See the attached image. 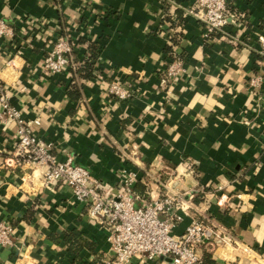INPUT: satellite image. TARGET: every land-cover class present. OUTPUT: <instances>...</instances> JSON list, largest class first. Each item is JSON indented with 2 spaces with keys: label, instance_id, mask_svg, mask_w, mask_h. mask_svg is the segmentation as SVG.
<instances>
[{
  "label": "crops",
  "instance_id": "1",
  "mask_svg": "<svg viewBox=\"0 0 264 264\" xmlns=\"http://www.w3.org/2000/svg\"><path fill=\"white\" fill-rule=\"evenodd\" d=\"M226 1L246 14L224 28L235 43L202 38L201 23L185 13L194 0H0L12 29L0 39V82L19 119L39 121L32 130L57 161L70 158L113 188L120 171L133 173L135 206L179 197L174 235L194 218L223 229L227 242L200 248L206 264H264V0ZM177 14L172 28L165 19ZM176 33L183 69L166 87L165 47ZM58 37L74 44L76 68L94 51L97 74L47 72L42 59ZM111 82L133 85L132 97L112 98ZM16 125L0 119V221L11 226L0 264H105L106 232L67 186L43 184V170L29 163L4 165ZM69 231L86 245L70 251L62 241Z\"/></svg>",
  "mask_w": 264,
  "mask_h": 264
},
{
  "label": "built area",
  "instance_id": "2",
  "mask_svg": "<svg viewBox=\"0 0 264 264\" xmlns=\"http://www.w3.org/2000/svg\"><path fill=\"white\" fill-rule=\"evenodd\" d=\"M185 13L201 23L204 40L218 33L235 43L224 28L246 20V14L230 10L226 0H194ZM11 35L12 29L0 18V39ZM257 40L264 49V38L258 36ZM73 49L74 44L69 39H54L42 59L43 68L51 74L65 70L73 72L76 68ZM169 57L161 75L166 87L174 83L183 69L181 58L175 54ZM5 65L10 66L11 59ZM260 82V77H256L251 80V86L257 87ZM132 87L127 83L111 82L107 85V93L114 99L128 100L134 91ZM4 118L17 123L13 150L4 165L17 169L29 163L43 170V184L67 186L74 200L84 205L86 217L106 232L110 257L105 264H128L133 258L153 260L164 257L169 258L170 264H206L200 254L201 246L211 244L214 239L228 241L229 236L223 229L215 231L206 220L198 218H194L181 234L174 235L172 230L179 218L172 208H181V199L165 195L135 206L133 173L120 171L113 188L93 178L86 168L73 164L70 158L57 161L51 143L38 139L32 130L39 121L23 123L19 113L9 105L6 90L0 82V119ZM10 232V224L0 221V247L11 245Z\"/></svg>",
  "mask_w": 264,
  "mask_h": 264
},
{
  "label": "trees",
  "instance_id": "3",
  "mask_svg": "<svg viewBox=\"0 0 264 264\" xmlns=\"http://www.w3.org/2000/svg\"><path fill=\"white\" fill-rule=\"evenodd\" d=\"M230 10L231 7L228 6ZM179 14L180 12L177 11ZM165 21H167L170 25V27H175L178 23H181L179 15L177 14L174 18H166ZM177 21V22H176ZM220 34L214 33L210 36V39L215 38V36H218ZM178 36L179 33H176V35H173L172 37H169L168 44H166L165 52L169 54V56H172V54H175L178 58H181L180 55L173 49L171 45L176 47L178 42ZM94 50V49H92ZM95 52L91 51L88 57L85 58V60L77 66V68L73 71L72 76L75 77L77 75L80 78L87 79L89 77H92L97 74V72L93 68V61ZM70 94L77 95L78 92L77 89L74 90V92H70ZM62 241L67 245L68 249L70 251H77L79 250L83 245H86L85 241L82 239L81 235L76 231H69L66 232L62 238ZM76 247V248H75Z\"/></svg>",
  "mask_w": 264,
  "mask_h": 264
}]
</instances>
